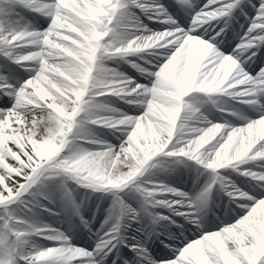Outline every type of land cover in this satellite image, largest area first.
<instances>
[{"label": "snow or ice", "instance_id": "obj_1", "mask_svg": "<svg viewBox=\"0 0 264 264\" xmlns=\"http://www.w3.org/2000/svg\"><path fill=\"white\" fill-rule=\"evenodd\" d=\"M0 264H264V0H0Z\"/></svg>", "mask_w": 264, "mask_h": 264}]
</instances>
